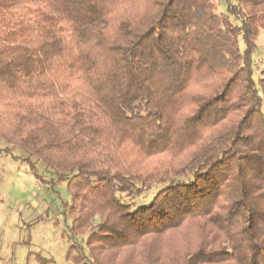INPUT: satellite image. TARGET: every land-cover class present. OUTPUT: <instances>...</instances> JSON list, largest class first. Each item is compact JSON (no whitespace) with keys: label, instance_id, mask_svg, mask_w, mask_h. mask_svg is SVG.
Returning <instances> with one entry per match:
<instances>
[{"label":"trees","instance_id":"16d2710c","mask_svg":"<svg viewBox=\"0 0 264 264\" xmlns=\"http://www.w3.org/2000/svg\"><path fill=\"white\" fill-rule=\"evenodd\" d=\"M261 29L264 0H0V152L67 181L72 264H264Z\"/></svg>","mask_w":264,"mask_h":264},{"label":"rangeland","instance_id":"374dc122","mask_svg":"<svg viewBox=\"0 0 264 264\" xmlns=\"http://www.w3.org/2000/svg\"><path fill=\"white\" fill-rule=\"evenodd\" d=\"M220 11L226 0H216ZM235 1V0H232ZM255 76L264 70V29L260 30L254 53ZM10 143L0 139V148ZM0 154V246L5 264H72L70 226L74 215L69 211L71 194L67 181L39 160L26 159L27 153L14 147ZM17 156V157H14ZM156 187L137 196L135 202L148 204ZM142 198V199H141ZM79 241H84L82 237ZM1 264V262H0Z\"/></svg>","mask_w":264,"mask_h":264},{"label":"crops","instance_id":"0c3cea01","mask_svg":"<svg viewBox=\"0 0 264 264\" xmlns=\"http://www.w3.org/2000/svg\"><path fill=\"white\" fill-rule=\"evenodd\" d=\"M0 154H3L2 152H0ZM2 248H1V246H0V262H1V264H2V259H3V256H2Z\"/></svg>","mask_w":264,"mask_h":264}]
</instances>
